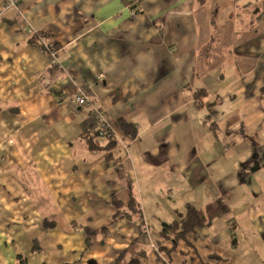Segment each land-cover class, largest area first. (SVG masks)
<instances>
[{
    "label": "crops",
    "instance_id": "1",
    "mask_svg": "<svg viewBox=\"0 0 264 264\" xmlns=\"http://www.w3.org/2000/svg\"><path fill=\"white\" fill-rule=\"evenodd\" d=\"M189 205L206 224L159 236ZM19 257L264 264V0L0 5V264Z\"/></svg>",
    "mask_w": 264,
    "mask_h": 264
},
{
    "label": "trees",
    "instance_id": "2",
    "mask_svg": "<svg viewBox=\"0 0 264 264\" xmlns=\"http://www.w3.org/2000/svg\"><path fill=\"white\" fill-rule=\"evenodd\" d=\"M44 37H46V39L48 38V36H43L40 37V43L42 44L41 41L45 40ZM34 40V39H33ZM48 41V40H47ZM49 43L51 44H55L53 43L51 40H49ZM55 46L57 47V45L55 44ZM47 52V51H46ZM196 95H199L198 93ZM119 125L121 127V130L125 133L128 134L129 137L134 138L137 135V129H135V127L125 121V120H120L119 121ZM103 133L107 132L106 130L102 129ZM107 135H109L107 133ZM92 141V139H90ZM115 206L118 207V209H120L119 214L115 216L114 220L119 217V215L123 212L122 208L123 205L121 202H114ZM128 210H131L133 214H135L136 216H142V210L140 208L139 203L137 202L136 198L134 197V195L132 194V198L130 200V203L127 205L126 207ZM126 208L124 210V215H131L130 213L126 212ZM207 222V218L205 213L200 210L197 209L196 207H194L193 205H189L186 213L179 219L176 220L172 223H168V224H164L161 227V230L159 232V236H161L164 240H169V241H174L175 243H177L180 240H183L186 238V236L190 233H193L196 227H201L204 226ZM95 235V233L93 231H91L88 234V242H90L92 236ZM157 244V254L160 260L161 257L159 254L163 253L164 250H166V248H164L162 246V244L158 241L156 242ZM143 256H146V251H144L142 253ZM164 260V259H163ZM134 263H137V260L133 261ZM162 263L164 264V262L162 261ZM19 264H27L26 260L23 257H19Z\"/></svg>",
    "mask_w": 264,
    "mask_h": 264
},
{
    "label": "built area",
    "instance_id": "3",
    "mask_svg": "<svg viewBox=\"0 0 264 264\" xmlns=\"http://www.w3.org/2000/svg\"><path fill=\"white\" fill-rule=\"evenodd\" d=\"M0 4L3 7V9H10V8H16L19 4V0H0ZM42 45L46 48V51L52 58V64L57 63L56 56L59 51L58 47L53 45L52 43L50 44L49 41L43 40L41 41ZM67 98L72 101L75 105H88L89 104V99L88 96L81 90V89H76L74 92L70 93ZM96 117L99 121L100 126L105 129V130H111V124L106 118V115L104 112L101 110H96ZM143 228L145 230H148V225L147 223L144 224ZM154 249L157 251V248L155 245H153Z\"/></svg>",
    "mask_w": 264,
    "mask_h": 264
},
{
    "label": "bare ground",
    "instance_id": "4",
    "mask_svg": "<svg viewBox=\"0 0 264 264\" xmlns=\"http://www.w3.org/2000/svg\"><path fill=\"white\" fill-rule=\"evenodd\" d=\"M19 3H20V0H19ZM1 5V4H0ZM18 6H19V4H18ZM18 6L16 7V8H18ZM2 7V6H1ZM3 8V7H2ZM15 8V9H16ZM10 9H12V8H10ZM10 9H4V10H10ZM78 106H80V105H78ZM83 106H86V105H83ZM96 110H99V109H94V115H95V117H96V113H95V111ZM97 118V117H96ZM97 121H98V119H97ZM99 122V121H98ZM101 127V126H100ZM112 127V126H111ZM102 128V127H101ZM113 128V127H112ZM103 129V128H102ZM105 130V129H104ZM107 132H108V134H109V136H113V134L115 135V132H114V130L113 129H111V130H106ZM146 223V222H145ZM144 223V224H145ZM144 226V225H143Z\"/></svg>",
    "mask_w": 264,
    "mask_h": 264
}]
</instances>
